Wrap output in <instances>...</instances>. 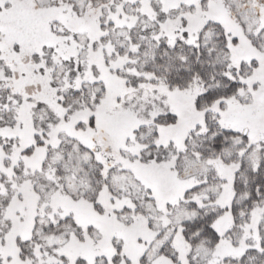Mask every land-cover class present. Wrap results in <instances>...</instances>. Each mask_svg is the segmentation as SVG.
<instances>
[{"label":"snow or ice","instance_id":"1","mask_svg":"<svg viewBox=\"0 0 264 264\" xmlns=\"http://www.w3.org/2000/svg\"><path fill=\"white\" fill-rule=\"evenodd\" d=\"M0 264H264V0H0Z\"/></svg>","mask_w":264,"mask_h":264}]
</instances>
